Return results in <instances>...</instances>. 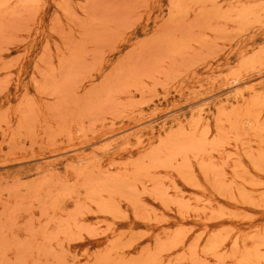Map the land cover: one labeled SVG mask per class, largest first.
Instances as JSON below:
<instances>
[{
    "label": "rangeland",
    "instance_id": "374dc122",
    "mask_svg": "<svg viewBox=\"0 0 264 264\" xmlns=\"http://www.w3.org/2000/svg\"><path fill=\"white\" fill-rule=\"evenodd\" d=\"M0 264H264V0H0Z\"/></svg>",
    "mask_w": 264,
    "mask_h": 264
}]
</instances>
